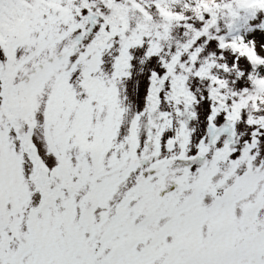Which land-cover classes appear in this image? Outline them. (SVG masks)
Here are the masks:
<instances>
[{"label": "snow or ice", "instance_id": "snow-or-ice-1", "mask_svg": "<svg viewBox=\"0 0 264 264\" xmlns=\"http://www.w3.org/2000/svg\"><path fill=\"white\" fill-rule=\"evenodd\" d=\"M0 264H264V0H0Z\"/></svg>", "mask_w": 264, "mask_h": 264}]
</instances>
